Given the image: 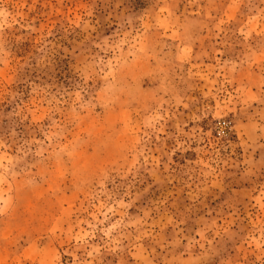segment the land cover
<instances>
[{
  "label": "rangeland",
  "instance_id": "374dc122",
  "mask_svg": "<svg viewBox=\"0 0 264 264\" xmlns=\"http://www.w3.org/2000/svg\"><path fill=\"white\" fill-rule=\"evenodd\" d=\"M0 264H264V0H0Z\"/></svg>",
  "mask_w": 264,
  "mask_h": 264
},
{
  "label": "built area",
  "instance_id": "2783aa9c",
  "mask_svg": "<svg viewBox=\"0 0 264 264\" xmlns=\"http://www.w3.org/2000/svg\"><path fill=\"white\" fill-rule=\"evenodd\" d=\"M218 128H219L220 130H226V129L228 128V123H226V122H221V123L219 124Z\"/></svg>",
  "mask_w": 264,
  "mask_h": 264
}]
</instances>
